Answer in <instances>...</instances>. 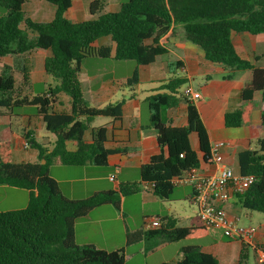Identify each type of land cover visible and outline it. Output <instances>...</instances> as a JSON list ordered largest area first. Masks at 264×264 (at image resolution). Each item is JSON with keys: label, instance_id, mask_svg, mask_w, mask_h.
Masks as SVG:
<instances>
[{"label": "trees", "instance_id": "obj_1", "mask_svg": "<svg viewBox=\"0 0 264 264\" xmlns=\"http://www.w3.org/2000/svg\"><path fill=\"white\" fill-rule=\"evenodd\" d=\"M44 1L56 7L51 22L26 17L25 0H0L5 12L0 16V58L48 50L44 69L57 82L42 94L20 96L15 77L7 71L0 74V116L10 115L16 108L34 106L36 117L54 136L46 145L29 132L24 133L30 148L39 154L38 162L25 163H14L11 141L0 140V185L30 191L26 208L0 211V264H125L124 248L108 252L76 244L75 221L105 205L120 210L124 198L143 193L145 186L157 199L170 201L175 178L214 163L211 148L220 137L205 127L194 101L180 92L189 80L174 76L145 99L160 152L140 167V181L121 183L116 190L96 192L85 199L72 200L63 194L49 174L53 164L107 167L109 156L114 154L107 147L106 126L92 124L97 117L120 120L124 102L104 108L91 106L80 82L83 60L112 56L110 46L94 45L106 37L114 44L115 60L135 61L138 67H144L167 54L161 40L181 27L186 40L198 46L207 61L231 71L248 72L240 91L242 106L225 114V125L246 127L247 139L255 145L238 155L239 173L253 175L256 181L235 195L237 203L248 212L264 214V66L242 57L233 42L234 34H264V0H128L114 12L97 15L98 8H92L97 17L83 22L67 19L72 0ZM139 83L136 68L128 85ZM62 95L68 97L67 104L61 100ZM183 102L187 104V123L171 126L168 111ZM257 113L259 117L255 118ZM194 134L198 151L191 144ZM71 142L76 144L75 150L68 148ZM161 222L156 230L127 231L126 246L157 237L174 242L208 235L209 227H179L171 216ZM181 252L182 259L174 264H220L199 246L187 245Z\"/></svg>", "mask_w": 264, "mask_h": 264}, {"label": "crops", "instance_id": "obj_2", "mask_svg": "<svg viewBox=\"0 0 264 264\" xmlns=\"http://www.w3.org/2000/svg\"><path fill=\"white\" fill-rule=\"evenodd\" d=\"M127 1L72 0V6L67 11L66 17L71 22L87 21L97 17L98 14L118 11ZM95 3H98V5H94ZM92 8H98L97 15L92 14ZM24 12L26 17L31 20L45 23L53 20L56 7L44 0H25ZM4 13L3 9L0 8V16L4 15ZM233 42L242 57L257 65L264 66L263 34L256 36L249 33L234 34ZM161 44L167 48V54L159 56L151 65L144 67H138L137 65L134 68V71L136 68L139 69L141 81H147L151 84L148 89L151 91L150 94H147L145 97L139 96L140 83L137 86L129 87V93L125 94L124 92V98L120 100L124 102L122 118L117 121L113 120V118H108L107 122L103 124L108 131L107 147L114 151V154L108 158V166L104 171L105 174L94 169V165L69 167L57 162L50 167V176L58 182L63 194L67 198L72 200L85 199L96 192L116 190L117 186L121 183L140 181V167L148 163L153 155L160 152L155 130L150 127L149 109H147L148 114L144 120L145 99L154 94L162 84L174 76L186 77L189 80V83L180 89L181 93H183L185 87L189 86L194 92L200 94V97L193 101L198 108L205 127L209 131L217 132L220 137L218 141L229 143L228 146L221 150L224 161L228 166L239 172V153L249 148H255L253 147L254 144L250 143L247 139L248 130L246 127L227 128L225 125V114L242 106L240 91L248 77V72L231 71L207 61L203 51L186 40L184 30L181 27H176L171 31L161 40ZM94 45L97 47L110 46L112 48V56L109 59H101V62L117 61L113 58L114 44L109 37L97 41ZM178 49L180 50V54L175 53V50ZM171 52L175 53L176 58L168 60L165 56H168ZM49 55L50 52L48 50L36 49L21 56L0 58V74L7 71L15 77L18 95L34 96V85L47 81L49 76L44 69V61ZM192 55L195 58L192 59ZM93 59L95 58L83 60L80 82L84 95L87 93L91 99H98L101 98V95L107 89H110V86L112 90L113 85L102 80L104 69L99 67L100 61ZM88 64L93 66L92 71L86 67ZM203 75H205V78L202 77ZM83 76L84 82H82ZM122 79H125V83L128 85V76H124ZM197 79H201L202 84L199 88H193V82ZM60 98L68 102V97L62 95ZM92 103L90 105L97 108H103L104 105L102 102L97 101ZM254 116L258 118L259 113ZM168 118L171 126L180 127L186 125L187 104L183 102L177 108L170 109L168 111ZM26 132H29L41 144H45L46 140H50L51 136H53L47 132L45 124L35 114H16L15 110H13L10 115L0 116V140L9 139L11 141L12 161L14 163L38 162L39 160V154L36 149L30 148V146L28 148L24 147L26 140L23 134ZM192 136L197 138L195 134ZM191 144L193 149L198 151V139L197 141L191 139ZM68 148L75 150L76 144L72 142L68 143ZM219 168V164L213 163L211 165H203L200 170L206 174H213ZM101 173L104 175H101ZM72 174L75 176H72ZM114 175L115 181H112L111 177ZM189 187V192L186 189L183 192L185 193V198L190 203L193 187ZM144 188L145 191L140 199L141 204L144 205L147 202L158 200L147 186ZM29 199V190L0 185V211L7 212L24 209L28 206ZM128 200V198L123 199L120 210L116 209L113 205H105L97 207L85 217L77 219L74 227L76 244L93 245L98 249L108 252L124 248L126 253L125 264H127L128 258L135 256L137 253L131 252L130 247L126 246V233L127 231L136 232L143 230L140 226H131L125 218V207ZM225 207L230 216L237 220L238 224L242 217L240 212L245 211L248 218H252L255 213L248 212L238 205L235 195L230 197ZM197 225H200L197 213L195 219H187L184 224L177 223L179 227ZM256 229L257 233L254 245H247V247L252 248L257 261L258 252L260 250L264 251V223H259ZM228 240L237 241L229 238ZM170 242L163 240L155 250L168 248ZM138 246V250H136L142 251L145 254L149 253L147 254L148 256H151L152 252H155L149 251L150 248L146 244V239H143ZM201 248L204 252L214 255L220 264H239V259L231 262L228 259L229 248L226 250L224 247L218 246V243L202 246ZM181 259L182 252L176 253L169 260L163 261L160 264H174Z\"/></svg>", "mask_w": 264, "mask_h": 264}, {"label": "rangeland", "instance_id": "obj_3", "mask_svg": "<svg viewBox=\"0 0 264 264\" xmlns=\"http://www.w3.org/2000/svg\"><path fill=\"white\" fill-rule=\"evenodd\" d=\"M262 35V34H261ZM264 35V34H263ZM262 48V47H261ZM264 49V47H263ZM175 53L180 54V50H175ZM175 53H170L168 56H165L170 59H174ZM191 58H195V56H191ZM93 60L100 61L99 67L104 69V76L103 81L111 83L113 85L112 90L111 86L110 89H107L104 94L101 95V98L98 99H91L89 97V94L85 93V98L90 102V104H93L92 102H102L103 108L105 106H108L109 104H115L118 101H120L123 97V93H129V87H132L130 85H127L125 82V79H122L124 76H128V78H131L134 73V68L137 66L135 61H115V62H101V59L95 58ZM193 61V60H192ZM264 63V62H263ZM88 70L92 71L93 66L87 65L86 66ZM244 72V71H243ZM242 72V73H243ZM205 78V75L202 76ZM141 79V78H140ZM84 80V76L82 79V82ZM141 81V80H140ZM202 80L197 79L193 82V88H199ZM57 85V82L53 79V77L48 76L47 81H42L39 83H36L34 85L33 93L35 95L44 93L50 86ZM150 83L147 81H141L138 90L139 96H146L147 94H150L151 91L148 89L150 88ZM109 87V86H108ZM64 104H67L66 100H63ZM148 104L144 103V120L147 112ZM16 114H35L36 108L34 106H24L20 108L15 109ZM107 117H97L94 122L93 126H101L107 122ZM191 139L193 141H197V138L195 136H192ZM54 140V136H51L50 140H46L45 144H49V142ZM41 141V139H39ZM253 147H255L253 145ZM94 169L101 171L104 173L106 167H98L93 166ZM55 172V170H54ZM101 175H104L102 174ZM70 176V175H69ZM72 176H75L72 174ZM115 177V175H114ZM190 191L189 186H176L173 192V195L171 197L170 201H162L157 200L153 202H147L146 204H141V197L143 196V193H139L136 195H132L128 198V202L126 204V219L128 223L131 226H140L144 230L145 220L146 217L150 219H162L166 216H171L177 219L180 224H184L187 219H195L196 213H197V207L193 204H190L189 201L185 198V193L183 190ZM185 190V191H186ZM117 209V208H116ZM119 210V209H118ZM241 214V220L239 222L240 226H251L256 228L259 223H264V214L255 212L254 216L252 218L246 217V212H240ZM163 242L162 239L159 237L157 238H151L146 239V244H148V248H150L149 251H155L152 252L153 254L151 256H148L147 254L143 253L142 251H137L140 245V242L135 243L130 247L131 252H136L137 256H133L128 258L127 264H160L163 261L169 260L173 255L176 253H181V249L184 246L187 245H194V246H209L214 243H218V246L224 247V249L230 250V253L228 254V259L231 260V262H234L238 260L239 264H256V257L255 253L252 250V248L247 247V243H244L242 241H229L228 238H226L223 234V231L219 228H209V235L200 238V239H192V240H180V241H174L170 242V246L166 249L161 250H155L157 246H159ZM231 243V244H229ZM132 247V248H131ZM137 249V250H136ZM244 253V254H243ZM220 256V255H219ZM220 258H222L220 256Z\"/></svg>", "mask_w": 264, "mask_h": 264}, {"label": "built area", "instance_id": "obj_4", "mask_svg": "<svg viewBox=\"0 0 264 264\" xmlns=\"http://www.w3.org/2000/svg\"><path fill=\"white\" fill-rule=\"evenodd\" d=\"M183 95L189 100L200 97V94L194 92L189 86L184 88ZM228 144L226 141H217L212 145L211 152L214 163L220 165L216 173L206 174L200 169L194 168L189 173L175 178L173 183L176 186L193 187L190 203L197 207V219L200 225L219 228L223 231L224 236L229 239L254 245L257 229L240 226L237 220L230 216L225 204L232 195L246 191L256 181V177L242 175L225 163L221 150ZM24 147L28 148L29 144L26 142ZM111 180L115 181V177L112 176ZM161 226L160 219L147 218L144 230L152 231ZM257 264H264L263 250L258 252Z\"/></svg>", "mask_w": 264, "mask_h": 264}, {"label": "water", "instance_id": "obj_5", "mask_svg": "<svg viewBox=\"0 0 264 264\" xmlns=\"http://www.w3.org/2000/svg\"><path fill=\"white\" fill-rule=\"evenodd\" d=\"M42 163L44 164V163H45V161L43 160V161H42Z\"/></svg>", "mask_w": 264, "mask_h": 264}]
</instances>
